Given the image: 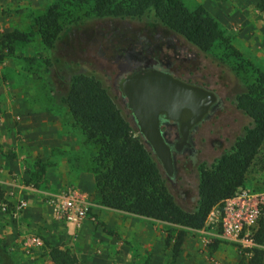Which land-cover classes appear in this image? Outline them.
I'll return each mask as SVG.
<instances>
[{
	"label": "rangeland",
	"instance_id": "374dc122",
	"mask_svg": "<svg viewBox=\"0 0 264 264\" xmlns=\"http://www.w3.org/2000/svg\"><path fill=\"white\" fill-rule=\"evenodd\" d=\"M54 1L0 0V40L4 34L13 31L30 35L28 42L13 43L8 48L0 42V126L4 123V116L9 114L13 129L18 128L21 122L20 115L27 109L50 112L54 115L59 113L62 115L63 127L69 124L70 118L60 105V99L68 79L73 74L92 76L102 82L122 116L127 119L119 94L112 86L114 68L103 57L111 56L113 48L122 45L119 42L120 34L132 37H136L137 34H151L153 37L162 32L173 34L187 47L186 55L190 58L188 64H183L186 68L180 73L182 78L215 92L223 103L222 108L196 130L192 137L195 152L177 158L175 176L171 178L174 184L169 186L171 194L182 208L192 210L197 198L199 166L201 164L210 166L223 154L229 153L235 141L244 135L245 128L251 123L250 118L236 106V98L245 91L246 82L254 79L251 68L247 66L237 74L235 72L237 62L233 58L225 57L222 49L201 51L183 36L170 31L153 11H145L140 16L123 19L88 18L66 29L56 43L55 50L49 52L40 42L34 18ZM180 1L188 8L199 4L205 9L201 0ZM259 3L260 0H249L245 6L239 8L237 0H211L212 12H216L218 16L214 17L207 9L205 10L232 38L231 44L241 53L243 60L264 73V9L258 8ZM235 16L243 20L238 23ZM56 60L61 63L56 64ZM71 130L82 146L80 132L73 127ZM17 131L14 134L16 141L20 143V147H24L26 140ZM15 154L8 156L18 163ZM81 154L80 161L84 165L82 169L90 173L86 151ZM60 155L62 157L61 153L57 154L55 146L50 148L45 157L34 160L21 159L22 161L19 159L22 176L11 175V171L7 172V176L11 182L19 184L24 193L18 194L17 187L10 192L9 189L2 187L3 184L0 185L2 193L0 203L8 205L6 212L0 210V257L4 264H51L47 254L48 248L57 246L75 253L78 264H142L136 254H139L140 248L135 245V236L139 235L138 227L159 226L161 222L134 217L124 212L118 213L120 211L113 212L115 210L106 211L110 212V217H103L100 212L90 213L94 205L103 210L105 208L98 202L95 183L92 196L82 195L88 205L89 222L84 227L76 228L68 238L62 239L57 235V230L64 232L66 228L64 224L57 225L59 221L54 219L48 210L43 209L45 196L57 195L67 188L76 189L68 182L75 174V170L72 169L70 172L67 168L63 171L57 166V156ZM64 155L69 157V153ZM259 157L264 163V145ZM259 165L255 172L247 177L246 185L257 195L258 200H262L264 171L259 169ZM20 202H25L26 207L16 211L15 208ZM219 212L221 213L222 209L217 208V212L207 217L201 229L204 232L202 236L207 238L201 240L200 250L203 249L209 256L223 250L228 257L227 249L236 254L237 244L222 237V228L216 221ZM34 214L37 217H34ZM5 216L12 224L3 221ZM12 217L14 220L17 219L18 225L19 220L25 218L23 222L26 229L22 232L15 229L6 234L4 230L8 226H16ZM172 230L168 227V232ZM187 234L189 237L184 249L189 239L199 242L198 230L187 231ZM23 237L27 238L23 240ZM35 238L38 239L37 243L30 241ZM27 240L30 241L29 247L24 246ZM32 248L36 249L33 254ZM259 248L264 252V243ZM210 258L212 257H209L210 262L207 264L246 263L244 260L246 257L243 255L238 256L234 263L224 261V258L219 260Z\"/></svg>",
	"mask_w": 264,
	"mask_h": 264
},
{
	"label": "trees",
	"instance_id": "16d2710c",
	"mask_svg": "<svg viewBox=\"0 0 264 264\" xmlns=\"http://www.w3.org/2000/svg\"><path fill=\"white\" fill-rule=\"evenodd\" d=\"M258 8L264 9V0H260ZM145 11H153L170 31L201 51L222 49L225 57L237 62V74L247 66L254 74V79L246 82L245 91L236 98L237 108L251 123L229 153L210 166H199L197 198L192 210L177 203L169 189L174 185L172 179L164 174L156 156L145 146L127 110L128 120L102 82L83 74H73L68 79L60 105L70 118V126L77 128L82 137L99 204L177 229L174 237L172 231L166 239V245L174 239L172 251L177 255L187 231L202 229L211 210L222 209L223 202L235 195L258 164L264 171L259 157L264 145V73L243 60L231 44L232 38L201 5L188 8L180 0H55L34 18V26L41 44L51 52L66 29L88 18L123 19L140 16ZM29 37L13 31L4 34L0 42L8 48L13 43L28 42ZM253 240L257 247L245 264H264V252L259 248L264 243V203L259 207ZM48 257L52 264H77L69 250L57 247L49 249ZM0 264H4L2 257Z\"/></svg>",
	"mask_w": 264,
	"mask_h": 264
},
{
	"label": "crops",
	"instance_id": "0c3cea01",
	"mask_svg": "<svg viewBox=\"0 0 264 264\" xmlns=\"http://www.w3.org/2000/svg\"><path fill=\"white\" fill-rule=\"evenodd\" d=\"M200 2L201 4H203L205 9H207L210 12L211 15H213L214 17L218 16L216 12L215 13L212 12L211 9L212 7L210 6L211 0H201ZM247 2H249V0H237V5L240 8L242 6H245ZM242 20L243 19H241L240 17L238 18L237 16H235V21H238V23L239 21ZM22 104H24V102ZM22 112L23 113L20 115L21 122L18 125V128L13 129L12 124L10 122L11 120L9 118L10 117L9 114L4 116V123L3 125L0 126V169H1L0 185L3 184L2 187L4 189L5 188L9 189V191L14 189L16 190L17 187L18 194H20L21 192L24 193L25 191L20 187L19 184H14V182H11V180L7 176V172L11 171V175H16L18 177L22 176L23 172H21V168H20L21 159L34 160L36 158L45 157V155L48 154L50 148L57 146V154L59 153L62 154V157L61 155L57 156V166H59V168H61V170L63 171L67 168H69L70 172L72 169L75 170V174H73L70 177V180L68 182H70V184H72L76 188L74 190L80 193L81 195L85 194L88 197L92 196V194L94 193V180L90 173L82 169V167L84 168V165L80 161V158L82 156L81 153L84 152L83 146H81L78 143L75 134H73L71 130L72 127L70 126V124H66V126L64 125L63 127L62 115L59 113H57V115L56 114L54 115L50 112L32 111L31 109H27ZM11 113H13V111ZM17 129L20 132L21 137H23L26 140L24 147H20V143L16 141L14 134L16 133L15 131H17ZM15 153L17 154L18 157V163H16L15 160L14 161L11 160L8 156V154H15ZM64 153H69V157L65 156ZM50 197H52V195L45 196V200H44L45 204L43 205L44 206L43 209L48 210L52 214L51 208L47 202V200ZM33 206H37V205H33ZM94 206L95 207L93 209L91 208L90 213L100 212L103 217L111 216L110 212H106V211H113V210L104 208L105 210L104 211L103 208L98 207L96 205ZM113 212H117V211H113ZM33 216L37 217L36 214H34ZM52 217L54 218L53 214ZM11 219L14 220L13 217ZM9 220L10 219H8V217L6 216L3 219L4 222L6 221L8 224H12ZM24 220L25 218H21L19 220V225L17 219L14 220L13 224H16V226L14 227L13 225H10L4 230V232L6 234H10L11 230L14 231L15 229L18 232L24 231L26 229L25 222H23ZM57 221L62 222L60 220ZM59 222H57V225L64 224L65 226L64 228L66 229L64 230V232H62L61 230H57V235H60V238L62 239L70 237V234L76 228L70 224H66L64 222L59 223ZM88 222H89V218L87 217L86 220L81 225V227H84ZM168 227L170 230L173 229L172 230L173 232L172 231L168 232ZM138 228L139 230L137 232L139 233V235L135 236V240H136L135 245H137L140 248L139 254L138 253L136 254L137 257L140 258V262L142 264L144 263L145 264H207V262H210L209 257H212L217 260H219L220 258L222 259L224 258L223 259L224 261L226 260L228 262L234 263L238 256L240 257V255L241 256L243 255L238 251V245H237L236 254L231 249L225 248L228 250L227 251L229 254L228 257H226V254L223 252V250L222 252H219L220 251L219 250L216 253V255L213 254L212 256H209L203 249L200 250V248H202L201 240H205V238H207L205 236H202L204 235V232L201 229L198 230V233L201 234V236L198 234L197 237L199 242L196 243L189 239L184 249V244L189 237V234H186L185 240L180 248L179 253L177 255H174L172 251L174 239H171L169 245H166V239L168 236L167 234H171V232H172V236L174 237V235L177 232L176 231L177 229L164 223H160L159 226L158 225L140 226ZM25 238L27 237H23V240ZM10 241H12V239ZM28 243H30L29 240H27L24 246L26 247ZM199 243H201V245H199ZM220 247L222 246L220 245ZM50 248H48V251ZM57 248L65 250L62 246H57ZM252 250L248 251L250 256L252 255ZM32 251L33 254L34 252H36V249L34 250L32 248ZM202 252L203 254H201ZM72 254L77 259L75 253ZM248 258L249 257H246L244 258V260H247ZM129 261H130V257H129ZM77 264H78V260H77Z\"/></svg>",
	"mask_w": 264,
	"mask_h": 264
},
{
	"label": "water",
	"instance_id": "95a60500",
	"mask_svg": "<svg viewBox=\"0 0 264 264\" xmlns=\"http://www.w3.org/2000/svg\"><path fill=\"white\" fill-rule=\"evenodd\" d=\"M121 91L139 136L156 156L163 172L171 177L172 152L190 146V130L207 115L216 96L204 87L154 71L127 77ZM160 117L179 125L180 141L172 147L160 131Z\"/></svg>",
	"mask_w": 264,
	"mask_h": 264
},
{
	"label": "flooded vegetation",
	"instance_id": "af4514ba",
	"mask_svg": "<svg viewBox=\"0 0 264 264\" xmlns=\"http://www.w3.org/2000/svg\"><path fill=\"white\" fill-rule=\"evenodd\" d=\"M119 38V42L122 45L113 48L111 56L103 58L114 68L112 86L116 92H118L124 110H127L126 112L129 114V118L132 121L131 111L126 106L127 100L121 91L123 81L127 77L135 74L154 71L168 74L175 79L187 82L182 78L180 73L185 70L186 67H184L183 64H188L190 58L186 55L187 47L181 44L182 42L173 34L162 32L153 37L151 34H137L136 37L123 36L120 34ZM194 59L195 58H193V60ZM208 90L216 96V102L212 105L202 121L194 129L190 130V146H184L180 152H172L174 158L173 175L171 177L166 175L169 178H174L175 176L177 158L189 156L195 152L192 137L196 130L199 129L201 124L212 118L215 112L220 110L223 106L220 97L210 89ZM160 131L164 134L171 147L180 141L179 125L177 122L160 117Z\"/></svg>",
	"mask_w": 264,
	"mask_h": 264
},
{
	"label": "built area",
	"instance_id": "2783aa9c",
	"mask_svg": "<svg viewBox=\"0 0 264 264\" xmlns=\"http://www.w3.org/2000/svg\"><path fill=\"white\" fill-rule=\"evenodd\" d=\"M47 202L55 219L75 228H80L87 218L88 205L86 200L74 189L67 188L50 197ZM263 203L264 198L258 200L257 195L249 190L245 181L232 198L223 202L222 212H219V216L216 218L222 228V237L236 243L238 251L245 257H250L248 251L257 247L253 236L259 216V207ZM24 207H26V203L20 202L15 209L17 211ZM0 210L6 212L8 205L0 203ZM214 212H217V208L212 209L208 216L210 217ZM30 241L37 243L38 239L35 238Z\"/></svg>",
	"mask_w": 264,
	"mask_h": 264
}]
</instances>
